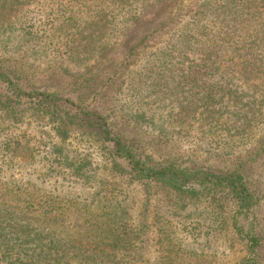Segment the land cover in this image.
Listing matches in <instances>:
<instances>
[{"label": "rangeland", "instance_id": "obj_1", "mask_svg": "<svg viewBox=\"0 0 264 264\" xmlns=\"http://www.w3.org/2000/svg\"><path fill=\"white\" fill-rule=\"evenodd\" d=\"M207 2L108 0L95 17L73 0L13 11L0 0V71L18 83L0 80V264H264V237L257 260L249 244L264 236V123L230 149L205 114L175 122V84H149L148 69L175 63L177 31ZM97 116L154 162L246 165L253 205L220 188L182 193L136 178Z\"/></svg>", "mask_w": 264, "mask_h": 264}, {"label": "trees", "instance_id": "obj_2", "mask_svg": "<svg viewBox=\"0 0 264 264\" xmlns=\"http://www.w3.org/2000/svg\"><path fill=\"white\" fill-rule=\"evenodd\" d=\"M6 1L9 10L13 11L24 0ZM73 1L88 7L95 17H100L109 8L106 5L108 0ZM93 3L98 4L94 6ZM206 5L203 10L211 14L197 18L204 12L198 9L193 19L177 31L179 43L175 47V63L165 62L161 72L156 65L148 69L152 79L149 84L154 89L157 85L175 84V122L205 114V120H210L213 128L225 130L230 142H233L232 149L237 141L250 139L264 123V0H208ZM0 80L18 84L13 71H0ZM190 84H194L193 87L183 94L177 91L185 90ZM195 88L197 92H194ZM169 89L173 88L169 86ZM23 94L30 98L41 95L43 99L45 96L34 91ZM97 119L96 122L103 128L101 138L113 145L117 154L128 161L130 172L136 178L160 182L182 193H196L190 186H199L211 193L220 188L232 196L240 208L253 205L255 193H252L246 176V165L219 173L211 169H197L191 160L180 157L154 162L141 148L135 149L130 136L120 129L114 132L106 118L97 116ZM258 149L264 152V137L259 140ZM40 207L50 208L51 202L47 201ZM4 209L3 204L0 211ZM2 219L6 220L5 217ZM263 237L261 233L249 236L252 260H257L255 248ZM56 253L58 257L59 252ZM249 263L255 264L253 261Z\"/></svg>", "mask_w": 264, "mask_h": 264}]
</instances>
